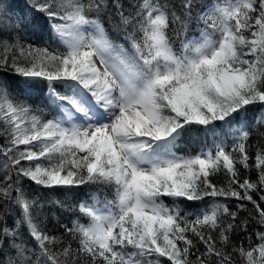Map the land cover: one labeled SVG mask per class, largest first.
<instances>
[{"label":"snow or ice","instance_id":"obj_1","mask_svg":"<svg viewBox=\"0 0 264 264\" xmlns=\"http://www.w3.org/2000/svg\"><path fill=\"white\" fill-rule=\"evenodd\" d=\"M28 27L55 47L27 43ZM193 27L198 38H188ZM17 91L39 93L56 115L45 120ZM250 106L260 110L254 123ZM262 129L264 0H23L18 14L0 0V264H264V231L247 247L231 240L248 230L237 222L244 201L264 227L253 198L264 202ZM193 132L212 143L179 153ZM253 135L262 141L254 156ZM221 172L227 185L218 187ZM23 179L95 185L112 199L90 192L92 201L69 206L88 220L65 226L71 239H62L38 220L43 205ZM221 198L238 201L237 211Z\"/></svg>","mask_w":264,"mask_h":264},{"label":"trees","instance_id":"obj_2","mask_svg":"<svg viewBox=\"0 0 264 264\" xmlns=\"http://www.w3.org/2000/svg\"><path fill=\"white\" fill-rule=\"evenodd\" d=\"M125 7L128 8V5L130 3L135 2V0H123ZM202 3L204 4H211L215 2V0H201ZM12 6H13V11L15 13H20L21 10L23 9V0H11ZM11 14V13H10ZM32 14L29 13V16ZM41 35L40 32L36 31L32 27H28L25 30H22L20 32V36L24 38V40L27 43L34 44L38 47H55V45H52L50 41L48 40V34L47 31L43 33L44 39L41 40L39 39V36ZM188 38L192 37H199V32L193 27L192 29L189 30L188 32ZM118 43H124L123 40L117 41ZM127 46V45H125ZM180 48V39H174V49H179ZM63 51V48H61ZM18 95H27L29 97V103H31L34 107L36 105H40L41 107L44 108V119H51L53 116L56 115V112L54 111L53 108L45 106V101L44 97L41 96L37 92H31V93H20L17 91ZM260 114L259 106H250L248 112L246 113V119L249 122L254 123V118ZM237 119H240V117H237ZM264 130V129H262ZM208 144L212 143V137H205L202 133L197 134L195 132L191 133L188 137H185L180 140L178 144L177 151L181 154H196V152L199 151L201 148L202 144L205 142ZM4 138L0 136V145L4 144ZM262 141H260L256 135H253L252 138L249 140V144L252 145V148L250 149V153L254 156L255 151H256V146L261 144ZM23 146H21L22 148ZM22 163H27V162H22ZM4 164V157L0 156V176L3 175L4 169L2 165ZM14 175V174H13ZM249 178L251 180H256L257 179V173L255 170L252 171H246L244 169H241V178ZM213 182L218 186H226L227 185V178L223 174V172L215 175L213 178ZM21 185L25 190V193L30 197V198H35L40 201V204L43 205L42 209V215L38 218L42 219L44 221V224L46 225L47 230L49 231L50 234H54L56 236L61 237L62 239L67 238L71 239L68 237V233L65 231V226H70L71 223L78 218L81 220V222H85L88 220L87 217L82 216L78 211H67L66 209L71 206L72 208H76L77 205L84 201L85 199H88L89 201H92L93 196L87 195L88 193H96L98 191L99 193V199L101 201H104L106 199H112L111 195V189L107 188H98V186L95 185H83L79 187L73 188L71 191H67L63 188H56V189H44L42 187H39L35 185L33 182L23 179L21 181ZM15 195V193H13ZM261 193H254L253 198L256 199L259 203H261V206L264 207V202H261L259 200V196ZM210 199V198H209ZM209 199H206L205 202L199 203L200 207L206 206V204L209 202ZM56 201H61L64 203L65 207L61 208ZM222 202H225L228 204V207L230 208L231 211H237V205L238 201L235 199L231 200H223L221 198ZM165 203L171 204V200L169 198H165ZM245 208L242 211L238 212V217H237V222L241 220H248V230L247 232H241V231H236L233 233L231 240L233 244L239 245L241 242H243L244 246H248V239L247 237L249 235L252 236V242L255 243V232L257 230L259 231H264V227H261L258 223V215L253 207V205L248 202L244 201ZM182 208H185L187 211L191 212L194 210L195 207H197L196 204H192L189 202H184L181 203L180 205ZM15 214L18 216L19 215V210L14 209ZM191 218V217H190ZM8 222L11 224L12 223V217H9ZM21 232L24 234L25 239H28L27 237V232L25 228H21ZM215 236L216 234L213 233ZM78 242L73 241V247H77ZM231 251V249H229ZM195 257H193L194 259ZM237 260V264H240L239 258L235 257Z\"/></svg>","mask_w":264,"mask_h":264}]
</instances>
